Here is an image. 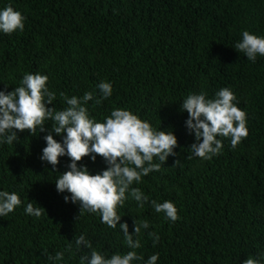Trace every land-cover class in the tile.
Instances as JSON below:
<instances>
[{"label": "trees", "instance_id": "trees-1", "mask_svg": "<svg viewBox=\"0 0 264 264\" xmlns=\"http://www.w3.org/2000/svg\"><path fill=\"white\" fill-rule=\"evenodd\" d=\"M9 3L26 19L23 31L0 32V89L19 86L25 73L47 74L61 110V92L98 96L95 86L109 81L112 95L88 102L92 117L103 121L114 108H130L177 136V156L133 182L149 201L141 208L129 197L117 209L129 232L133 221L149 222L135 250L144 260L158 253L156 264H243L264 253V56L253 62L234 48L244 30L264 36V0H0V8ZM222 87L245 111L247 136L235 147L230 137H218L221 152L204 160L190 149L194 136L179 105L190 93L211 98ZM17 134V142L0 144V189L22 201L0 217V264H52L48 255L57 251L63 264H81L90 251L76 247L81 233L106 256L131 250L119 225L101 223L99 213L80 214L56 191L69 158L60 157L55 170L40 161L45 133ZM79 163L91 172L105 167L99 155ZM152 200L174 202L179 219L157 213ZM29 202L44 208L40 217L25 213ZM149 232L158 234L155 244Z\"/></svg>", "mask_w": 264, "mask_h": 264}, {"label": "clouds", "instance_id": "clouds-1", "mask_svg": "<svg viewBox=\"0 0 264 264\" xmlns=\"http://www.w3.org/2000/svg\"><path fill=\"white\" fill-rule=\"evenodd\" d=\"M25 16L9 3L0 8V32L10 34L23 31ZM234 48L245 54L248 60L255 62L258 55L264 56V36L244 30L241 39ZM47 74L25 73L19 86L7 90L0 89V144H13L19 140L18 131L28 130L30 135L45 133L39 159L55 170L60 157L69 159L66 170L55 178L58 193H66V203L78 205L79 213H99L101 223L110 228L119 225L124 242L131 249L124 254L119 252L110 257L94 249L84 233L75 238V245L89 249L81 256V264H156L158 253L144 260L135 250L141 246L138 238L142 229H148L147 220L133 221V230L129 232L128 223L121 222L117 209L131 197L143 208L149 201L140 188L132 187L133 182H141L142 177L153 170H159L161 164L171 155L177 156V136L169 128H157L148 120L140 118L130 108L117 107L103 121L96 120L89 113L88 102L99 104L112 95V84L101 80L93 91H86L82 96H67L61 92L67 107L57 110L53 105L56 93L51 91L46 82ZM235 93L228 87H222L209 97L205 91L190 93L179 105L187 112L184 121L186 129L194 136L190 149L195 156L210 160L221 152L223 142L218 137H230L235 147L247 136L246 114L240 109ZM46 121L52 124L46 129ZM59 137V139L54 138ZM97 155L102 158L105 167L91 172L84 163H79L87 156L95 162ZM157 158L160 163L154 162ZM175 164L180 161L175 159ZM127 193V195H126ZM22 203L16 191L0 189V217L13 212ZM157 213H163L166 219L175 222L178 217L174 202L151 201ZM26 214L40 217L42 206L36 207L29 202L25 205ZM119 222V224H118ZM153 244L159 240L158 234L149 232ZM136 237V238H134ZM71 245L66 246L70 250ZM47 255V253H45ZM52 264H63L64 252L57 251L48 255ZM243 264H264V253L249 256Z\"/></svg>", "mask_w": 264, "mask_h": 264}]
</instances>
